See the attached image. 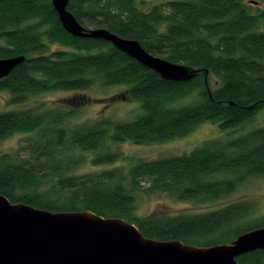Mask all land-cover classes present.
Segmentation results:
<instances>
[{
    "label": "trees",
    "instance_id": "16d2710c",
    "mask_svg": "<svg viewBox=\"0 0 264 264\" xmlns=\"http://www.w3.org/2000/svg\"><path fill=\"white\" fill-rule=\"evenodd\" d=\"M67 10L86 28L136 40L150 54L199 74L190 81L163 80L109 42L73 37L51 0L0 1V58H24L0 79L6 102L20 106L44 93H73L58 108L39 104L0 113V141L34 134L0 155V195L50 212L121 218L146 238L196 247L230 243L263 227L264 217L247 222V202L142 217L135 193L202 204L219 201L246 179L264 177V125L234 136L264 109V0H69ZM97 84L123 87L109 102L137 101L142 113L127 122L103 116L67 126L85 103L81 93ZM205 122L217 123L224 134L180 156L115 166L124 158L116 147L124 142L162 143ZM87 163L99 168L74 173ZM237 261L264 264V251Z\"/></svg>",
    "mask_w": 264,
    "mask_h": 264
},
{
    "label": "water",
    "instance_id": "95a60500",
    "mask_svg": "<svg viewBox=\"0 0 264 264\" xmlns=\"http://www.w3.org/2000/svg\"><path fill=\"white\" fill-rule=\"evenodd\" d=\"M68 1L51 0V5L71 36L109 42L163 80L182 82L198 76V70L154 56L136 40L82 26L67 10ZM23 61L22 56L0 58V79ZM256 250L264 251V226L230 243L196 247L146 238L121 218H104L89 211L50 212L12 204L0 195V264H239L240 256Z\"/></svg>",
    "mask_w": 264,
    "mask_h": 264
},
{
    "label": "rangeland",
    "instance_id": "374dc122",
    "mask_svg": "<svg viewBox=\"0 0 264 264\" xmlns=\"http://www.w3.org/2000/svg\"><path fill=\"white\" fill-rule=\"evenodd\" d=\"M258 7L263 8L258 4ZM50 50H57L60 46L50 45ZM209 85L214 86V78L209 77ZM124 91L121 86L100 87L99 84L92 87L90 90L82 92L85 96V103L79 108L76 115L68 120L67 126L72 127L89 123L96 118L106 117L116 122H127L133 120L136 116L142 113L139 102L116 100L109 102V97L117 95ZM72 92L55 91L44 93L31 98L26 104L20 106L9 105L6 102L7 94L0 93V113L13 110L31 108L39 104H45L51 107L58 108L65 98L72 95ZM191 101V98L182 100L180 103ZM264 125V109L258 111L252 118V122L240 131L234 133L237 136L249 130ZM224 134L217 123L205 122L200 124L192 133L182 138H177L162 143L151 144H131L124 142L116 147L121 151L124 158L118 161L115 166L129 168L139 159L155 160L170 156H180L188 153L194 147L198 146L205 140L219 138ZM34 134H15L12 137L0 141V155L4 153H12L16 148L25 143V140ZM89 156V155H88ZM94 156V154H90ZM90 164V163H89ZM88 163L79 165L74 169L75 174H83L93 171L99 167H92ZM104 167H109L108 165ZM136 213L139 216L146 217L152 213H201L223 207L235 202H247L252 207L251 214L247 219L248 223L253 221L258 222L264 217V177L249 178L241 182L233 192L223 196L219 201L205 202L202 204L180 202L166 194H143L135 193Z\"/></svg>",
    "mask_w": 264,
    "mask_h": 264
}]
</instances>
